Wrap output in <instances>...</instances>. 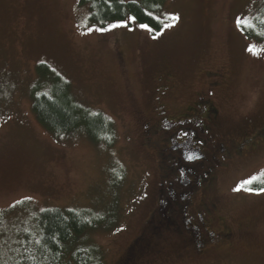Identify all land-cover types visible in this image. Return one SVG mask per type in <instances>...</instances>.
<instances>
[{
	"label": "rangeland",
	"instance_id": "374dc122",
	"mask_svg": "<svg viewBox=\"0 0 264 264\" xmlns=\"http://www.w3.org/2000/svg\"><path fill=\"white\" fill-rule=\"evenodd\" d=\"M263 9L264 0H165L163 29L153 32L130 18L92 25L79 0H0V264L13 258L31 217L52 208L103 216L105 229L91 241L107 264H264V147L245 153L211 195L223 226L238 229L229 244L196 255L165 237L150 253L141 250L147 241L128 249L156 192L142 126L154 122V90L165 84L157 80L168 74L179 96L213 99L219 137L249 134L264 122V42L242 27ZM40 63L69 82L77 102L112 121L113 144L41 128L31 111ZM181 102L170 111L183 110Z\"/></svg>",
	"mask_w": 264,
	"mask_h": 264
},
{
	"label": "flooded vegetation",
	"instance_id": "af4514ba",
	"mask_svg": "<svg viewBox=\"0 0 264 264\" xmlns=\"http://www.w3.org/2000/svg\"><path fill=\"white\" fill-rule=\"evenodd\" d=\"M206 76L211 78L203 73L204 81ZM218 80L208 82L209 91L219 85ZM160 82L165 84L154 90V122L142 126L145 152L156 159V192L141 232L128 249L133 252L147 241L141 250L150 253L157 242L169 237L183 249L203 255L213 245L229 244L238 233L237 228L223 226L224 215L211 195L222 175L242 161L245 153L264 147V122L238 139L219 137L213 99L199 93L179 96L168 74ZM179 100L185 102L183 110L172 113L169 103Z\"/></svg>",
	"mask_w": 264,
	"mask_h": 264
},
{
	"label": "trees",
	"instance_id": "16d2710c",
	"mask_svg": "<svg viewBox=\"0 0 264 264\" xmlns=\"http://www.w3.org/2000/svg\"><path fill=\"white\" fill-rule=\"evenodd\" d=\"M88 8V21L104 28L135 17L137 24L153 32L163 29L160 19L165 0H79ZM243 35L264 42V9ZM31 88V111L37 123L54 138L83 135L91 144L110 146L115 140L112 121L99 111L89 109L75 99L69 82L46 64L35 67ZM103 216L83 209H45L35 213L22 227L19 243L9 264H107L103 252L92 243L91 235L102 228ZM105 227V226H104Z\"/></svg>",
	"mask_w": 264,
	"mask_h": 264
},
{
	"label": "snow or ice",
	"instance_id": "6c2138e0",
	"mask_svg": "<svg viewBox=\"0 0 264 264\" xmlns=\"http://www.w3.org/2000/svg\"><path fill=\"white\" fill-rule=\"evenodd\" d=\"M171 19H172V20H177L178 17H171ZM130 20H131V23H137L135 17H131ZM112 27H114V28H115V27H127V25H113ZM141 29H142V30H148V31H151V29L148 28L147 25H141ZM109 30H111V29H109ZM97 31H103V29H97ZM154 38H155V37H154ZM249 51L252 52V51H254V49L250 48ZM239 190H240V189L238 188L237 191H239Z\"/></svg>",
	"mask_w": 264,
	"mask_h": 264
}]
</instances>
